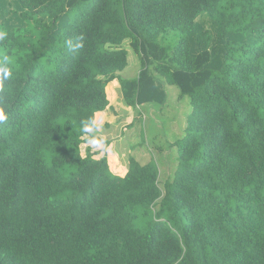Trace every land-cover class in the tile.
<instances>
[{
	"label": "trees",
	"instance_id": "trees-1",
	"mask_svg": "<svg viewBox=\"0 0 264 264\" xmlns=\"http://www.w3.org/2000/svg\"><path fill=\"white\" fill-rule=\"evenodd\" d=\"M0 27V264H264V0H0ZM126 40L127 106L165 103L155 73L192 98L163 188L155 162L80 158Z\"/></svg>",
	"mask_w": 264,
	"mask_h": 264
},
{
	"label": "rangeland",
	"instance_id": "rangeland-1",
	"mask_svg": "<svg viewBox=\"0 0 264 264\" xmlns=\"http://www.w3.org/2000/svg\"><path fill=\"white\" fill-rule=\"evenodd\" d=\"M123 46L129 51L128 66L118 72V80L135 78L141 69V60L129 41L126 40ZM155 75L168 94L165 103H147L141 108H130L122 99H118L120 103L111 113L118 115L121 122L118 125L122 128L121 136L117 137L120 141L119 152L143 164L155 162L161 169L160 185L163 188L164 181L172 178L177 170V142L188 134L194 107L190 95H181L177 85L168 83L158 73Z\"/></svg>",
	"mask_w": 264,
	"mask_h": 264
},
{
	"label": "clouds",
	"instance_id": "clouds-1",
	"mask_svg": "<svg viewBox=\"0 0 264 264\" xmlns=\"http://www.w3.org/2000/svg\"><path fill=\"white\" fill-rule=\"evenodd\" d=\"M6 28L0 27V44L8 38ZM68 46L73 47L71 41H68ZM75 48L82 47L81 44L74 46ZM10 57L6 54V49L0 48V94L7 92L4 82L8 81L13 73L10 68ZM0 95V99H2ZM9 113L5 106L0 105V124L8 120ZM81 145L80 158H86V150L91 149L92 152L100 155H110L113 151V145L109 143L108 137L103 134L105 119L93 113L86 119L81 120Z\"/></svg>",
	"mask_w": 264,
	"mask_h": 264
},
{
	"label": "crops",
	"instance_id": "crops-1",
	"mask_svg": "<svg viewBox=\"0 0 264 264\" xmlns=\"http://www.w3.org/2000/svg\"><path fill=\"white\" fill-rule=\"evenodd\" d=\"M109 89L112 92L111 94L109 93ZM118 91L120 93H117ZM106 92H107L108 99L110 101V105L106 110L99 111L97 112V114L98 116H101L105 119V124H104V128L102 131H103V134L108 137L109 143L113 145V151L110 155H107V154L100 155L99 153H95L94 157L97 159H100L104 156L107 157L111 171L116 175L124 177L129 171V158L130 157H127L124 152H121V153L119 152L118 148H119L120 141L117 137L121 136L120 129L122 128L118 126L121 122L118 120L119 119L118 115H116L115 113H111L114 108L115 110L117 109V105L120 103L119 100L120 99L123 100L121 84L119 80L115 79L111 81L106 87ZM142 106H139V108H141ZM128 119H130V117H128ZM118 133H120V135Z\"/></svg>",
	"mask_w": 264,
	"mask_h": 264
}]
</instances>
